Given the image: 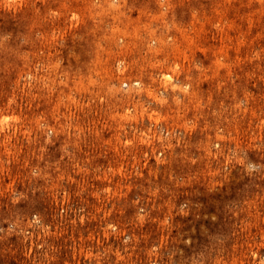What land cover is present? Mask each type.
I'll list each match as a JSON object with an SVG mask.
<instances>
[{
  "label": "rangeland",
  "instance_id": "374dc122",
  "mask_svg": "<svg viewBox=\"0 0 264 264\" xmlns=\"http://www.w3.org/2000/svg\"><path fill=\"white\" fill-rule=\"evenodd\" d=\"M0 264H264V0H0Z\"/></svg>",
  "mask_w": 264,
  "mask_h": 264
},
{
  "label": "bare ground",
  "instance_id": "6f19581e",
  "mask_svg": "<svg viewBox=\"0 0 264 264\" xmlns=\"http://www.w3.org/2000/svg\"><path fill=\"white\" fill-rule=\"evenodd\" d=\"M12 1H13V0H12ZM18 1H19V0H18ZM21 1H22V0H21ZM97 1H98V0H97ZM15 2H16V1H15ZM9 4H10V1H9ZM21 4H22V3H21ZM10 8H11V7H10ZM56 15H57V14H56ZM56 15H55V16H56ZM75 16H76V15H75ZM71 18H72V17H71ZM72 19H73V18H72ZM75 19H76V18H75ZM78 19H79V15H78ZM232 26H233V25H232ZM244 40H245V39H244ZM242 41H243V39H242ZM243 43H244V42H243ZM243 45H244V44H243ZM241 46H242V45H241ZM238 49H239V48H238ZM119 71H120V70H119ZM165 79H166V78H165ZM167 79H168V78H167ZM161 81H162V79H161ZM166 81H168V80H166ZM171 81H172V80H171ZM166 83H167V82H166ZM138 84H139V83H138ZM164 84H165V83H164ZM135 85H136V84H135ZM141 85H142V84H141ZM164 86H165V85H164ZM141 88H142V87H141ZM174 88H175V87H174ZM149 93H150V92H149ZM151 94H153V93H151ZM151 94H150V95H151ZM101 101H102V99H101ZM142 114H143V113H142ZM126 116H127V115H126ZM151 117H152V116H151ZM151 117H150V118H151ZM17 118H18V117H17ZM126 118H127V117H126ZM126 118H125V119H126ZM2 119H3V118H2ZM11 119H12V118H11ZM127 119H128V118H127ZM18 120H19V119H18ZM12 121H13V120H12ZM1 122H2V121H1ZM3 122H4V121H3ZM14 122H15V120H14ZM7 124H9V123L7 122ZM4 125H5V124H4ZM3 127H4V126H3ZM11 128H12V127H11ZM7 138H8V137H7ZM125 144H126V143H125Z\"/></svg>",
  "mask_w": 264,
  "mask_h": 264
}]
</instances>
